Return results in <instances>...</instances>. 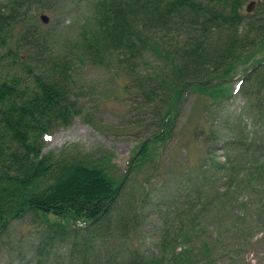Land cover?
Instances as JSON below:
<instances>
[{"label": "trees", "instance_id": "obj_1", "mask_svg": "<svg viewBox=\"0 0 264 264\" xmlns=\"http://www.w3.org/2000/svg\"><path fill=\"white\" fill-rule=\"evenodd\" d=\"M33 1L10 0L0 7V44L22 25L17 32L27 51L24 57L20 48H10L13 60L1 63L0 59V65L8 68L0 76V236L13 219L32 214L54 229L45 246L72 238L69 264L211 260L215 247L204 212L224 205L234 209L237 204L245 211L249 203L233 197L243 189L261 196L260 208L264 204V139L257 138V131L249 130L242 117L235 123V134L223 137L219 126L212 123L207 129L203 120L196 122L195 135L212 163L227 174V184L222 192L207 186L202 191L207 184V168L202 164L194 183L187 186L188 204L158 232L159 254L138 249L119 252L117 246H107L106 237L128 240L140 227L143 216L140 206L134 205L135 178L158 144L174 136L180 107L192 91L214 99L205 102L207 113L210 105L243 93L244 113L264 135V0H258L253 11L246 9L249 0H97L92 22L75 36L73 50L62 51L35 26L34 15L26 10ZM88 65L103 66L128 79V90L133 88L140 97L131 124L141 127L147 116L155 127L119 176L109 169L115 154L111 150L103 157L76 143L45 150L51 134L83 114L74 78ZM239 67H243L241 76ZM230 118L226 116V121ZM207 134L216 141L223 138L221 146L227 150H244L247 160L238 163L231 155L223 161L215 159L213 151L205 148ZM53 215L56 219L49 220ZM196 239L201 242L197 247ZM41 245L37 264H58L42 260Z\"/></svg>", "mask_w": 264, "mask_h": 264}, {"label": "rangeland", "instance_id": "obj_2", "mask_svg": "<svg viewBox=\"0 0 264 264\" xmlns=\"http://www.w3.org/2000/svg\"><path fill=\"white\" fill-rule=\"evenodd\" d=\"M96 1L34 0L26 5V10H29L30 15H34L33 20L36 21L38 31L54 43L58 50H73L70 45L74 43L75 36L92 22L93 5ZM9 2L10 0H0V7ZM249 2L250 0L246 6ZM42 13L48 15V21L41 19ZM22 28V25L14 27L7 42L0 44L1 63L13 60L14 57L8 55L10 48H20V53L24 57L27 56L21 34L17 32ZM4 37H7V33ZM242 68H237L239 75L244 74ZM7 71L5 64L0 65V76H5ZM239 75L232 79L233 85ZM74 81L79 84L74 87V92L75 95H80L77 96L84 107L83 114L77 116L70 126L59 128L51 134L45 150L60 149L71 143L78 144L98 157L107 155V151L111 150L115 154L108 162L109 169L119 176L125 172L131 157L138 152L144 138L153 134L155 127L149 124L150 119L147 116L145 118L149 126L145 122L141 127L131 124L137 113L134 106L139 103L140 97L134 93L133 88L128 90V79L118 76L115 71L100 65L83 66ZM245 99L246 96L241 92L234 94L229 99H224L221 104L210 105L212 107L208 108L207 113L204 104L206 101L212 103L214 99L200 91H192L189 94L180 107L174 136L158 144L135 178L133 186L137 198L134 205L140 206L138 209L142 211L143 216L140 227L128 240L122 241L115 239L113 235L107 236L110 241L107 246H117L119 252L138 249L159 254L158 232L188 204L191 195L188 194L187 186L194 183L202 171L203 163L207 168L204 172L207 184L202 185V191L204 186L212 191H215L216 187L220 192L225 189L227 174L216 167L212 158L206 155L203 142L197 139L194 128L198 120H203L207 129L211 128L213 123L214 126L220 127V137L229 136L235 134V123L242 117L248 122V129L257 131L255 136L264 139L261 128L256 126L251 116L244 113ZM226 116L232 118L226 121ZM204 139L205 148L213 151L217 160L223 161L230 155L238 163L247 160L248 154L239 147L228 150L222 147L223 138L216 141L214 136L207 134ZM259 143H263V140ZM259 153L253 152L255 156ZM193 195L195 200L199 198L198 191L193 192ZM233 197L248 202V209L244 211L238 208V204L234 209L224 205L211 208L203 214L215 253L211 260L202 264H264V204L263 208H260L262 198L252 189L237 191ZM55 219L56 216L53 215L49 220ZM233 219L236 220V225L233 224ZM53 230L46 221L32 214L13 219L0 236V264H37L38 246L41 244L42 260L69 264L71 237L61 238L47 246L44 244L47 235L54 233ZM218 234L221 237H218ZM200 243V239H196L195 247Z\"/></svg>", "mask_w": 264, "mask_h": 264}, {"label": "water", "instance_id": "obj_3", "mask_svg": "<svg viewBox=\"0 0 264 264\" xmlns=\"http://www.w3.org/2000/svg\"><path fill=\"white\" fill-rule=\"evenodd\" d=\"M257 0H250V2L248 3V5H247V11H253L254 10V8L256 7V5H257ZM40 17H41V19L43 20V21H48L49 20V17H48V15H46V14H44V13H42L41 15H40Z\"/></svg>", "mask_w": 264, "mask_h": 264}]
</instances>
